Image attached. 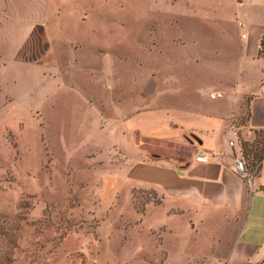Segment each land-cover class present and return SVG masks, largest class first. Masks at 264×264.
Listing matches in <instances>:
<instances>
[{
	"label": "rangeland",
	"instance_id": "1",
	"mask_svg": "<svg viewBox=\"0 0 264 264\" xmlns=\"http://www.w3.org/2000/svg\"><path fill=\"white\" fill-rule=\"evenodd\" d=\"M46 1L34 0L42 18ZM22 2L12 1L14 14L27 13ZM50 4L23 60L26 28L0 29V264H147L144 243L159 236L144 235L143 215L160 199L129 188L136 149L192 158L200 145L182 136L181 111L219 143L235 132L238 151L255 141L248 120L264 85V0ZM254 45L260 59H243Z\"/></svg>",
	"mask_w": 264,
	"mask_h": 264
},
{
	"label": "crops",
	"instance_id": "2",
	"mask_svg": "<svg viewBox=\"0 0 264 264\" xmlns=\"http://www.w3.org/2000/svg\"><path fill=\"white\" fill-rule=\"evenodd\" d=\"M12 1L0 0V29L9 23L26 28L16 49V57L23 60L25 44L35 29L44 19L50 22L53 0L49 3L45 0L44 18L38 13L39 0L36 5L34 0L22 2L27 13L19 15L14 14ZM238 1L261 3V0ZM71 8L77 12L78 4ZM220 20L227 18H218L217 23ZM57 26L55 20L51 27ZM260 34L257 31L258 39ZM241 57L259 60V45L243 48ZM260 90L251 95L249 105L248 129L253 135L256 130L264 129L263 84ZM181 112L177 122L182 136L193 133L203 142L192 158L186 161L173 157L149 159L148 151L135 148L142 152L141 158L133 161L127 171L129 188L151 190L160 199L159 205L148 206L143 215L144 235L154 236L157 231L159 236L157 246L144 243L143 252L147 257L143 261L147 264H264V160L250 183L234 168L235 155L239 152L237 134L232 131L228 142L219 143L209 133L202 136V132L187 124L190 119ZM231 115L228 112L222 117L223 131H227ZM231 142L235 145L231 146ZM199 151L207 156V161L198 159Z\"/></svg>",
	"mask_w": 264,
	"mask_h": 264
},
{
	"label": "trees",
	"instance_id": "3",
	"mask_svg": "<svg viewBox=\"0 0 264 264\" xmlns=\"http://www.w3.org/2000/svg\"><path fill=\"white\" fill-rule=\"evenodd\" d=\"M264 52V36L261 40V51L262 55ZM256 139L253 143H243L241 147V153L244 159L250 161L253 166L260 165L264 160V129L256 131Z\"/></svg>",
	"mask_w": 264,
	"mask_h": 264
},
{
	"label": "built area",
	"instance_id": "4",
	"mask_svg": "<svg viewBox=\"0 0 264 264\" xmlns=\"http://www.w3.org/2000/svg\"><path fill=\"white\" fill-rule=\"evenodd\" d=\"M222 98H223L222 93L211 94V99H213V100H218V99H222ZM230 145L234 146L235 143L231 142ZM197 154L199 155L198 156L199 160H202V161L208 160L207 156L200 154V151L197 152ZM234 168H235V171L239 174V176L247 179L251 183L253 181V179L255 178L256 174L258 173L259 165H256V166L250 168L249 165L247 164V162L245 161L243 155L241 154V151H239L235 155V167Z\"/></svg>",
	"mask_w": 264,
	"mask_h": 264
},
{
	"label": "water",
	"instance_id": "5",
	"mask_svg": "<svg viewBox=\"0 0 264 264\" xmlns=\"http://www.w3.org/2000/svg\"><path fill=\"white\" fill-rule=\"evenodd\" d=\"M191 137V139H187L191 144H194V142H197L199 145H202L203 144V142H202V140L201 139H199L196 135H191L190 136Z\"/></svg>",
	"mask_w": 264,
	"mask_h": 264
}]
</instances>
